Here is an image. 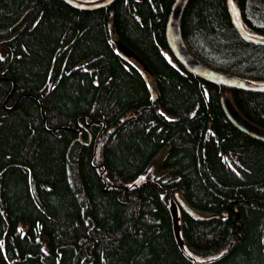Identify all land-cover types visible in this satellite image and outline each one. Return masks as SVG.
I'll list each match as a JSON object with an SVG mask.
<instances>
[{
    "label": "trees",
    "instance_id": "obj_1",
    "mask_svg": "<svg viewBox=\"0 0 264 264\" xmlns=\"http://www.w3.org/2000/svg\"><path fill=\"white\" fill-rule=\"evenodd\" d=\"M173 1L0 0V264H264V141L220 103L264 128V91L188 72ZM231 3L264 37V0ZM179 31L203 63L264 82V45L227 0H187Z\"/></svg>",
    "mask_w": 264,
    "mask_h": 264
},
{
    "label": "water",
    "instance_id": "obj_2",
    "mask_svg": "<svg viewBox=\"0 0 264 264\" xmlns=\"http://www.w3.org/2000/svg\"><path fill=\"white\" fill-rule=\"evenodd\" d=\"M64 2L68 3L69 5L79 8V9H95L102 7L104 5L109 4L113 0H63ZM187 0H174L166 23V40L169 46V50L171 51L174 58L190 73L195 74L196 76L210 81L215 84H221L223 86L235 89H242L247 91H254V92H262L264 91V82H254L252 80L242 78L239 76H235L220 70H217L209 65L203 63L198 58H196L186 47L184 44L180 31H179V21L181 17L182 10L186 4ZM229 12L232 18V22L238 32L240 33L241 37L247 41L263 44L264 45V37L257 36L253 34H249L246 32L242 26L240 25L239 21L237 20L236 13L232 8L231 0H227ZM115 44L117 49L119 50L120 54L126 57H133L140 65L141 71H143V75L145 79H147L146 75L144 74L146 70L149 74L151 71L147 67V65L143 62V60L138 56L136 52L132 49L124 45L120 40L115 39ZM152 93L153 89L151 86L149 87ZM220 103L222 106L223 111L225 112L227 118L242 132L251 135L255 138L264 141V129L256 126L255 124L248 121L236 108L233 99L231 98L230 94L225 93L220 97ZM178 202L182 205L187 213L192 215L198 219H208L213 217L215 214H199L196 212L190 205H188L183 199L178 198ZM170 212L172 216V224L175 235L179 236L178 230V223H177V213L176 207L174 202H171L170 205Z\"/></svg>",
    "mask_w": 264,
    "mask_h": 264
},
{
    "label": "bare ground",
    "instance_id": "obj_3",
    "mask_svg": "<svg viewBox=\"0 0 264 264\" xmlns=\"http://www.w3.org/2000/svg\"><path fill=\"white\" fill-rule=\"evenodd\" d=\"M252 123V122H251ZM257 126V125H256ZM258 127H260V126H258ZM260 128H262V127H260ZM262 129H264V128H262ZM251 136V135H250ZM253 137V136H252ZM255 138V137H254ZM258 139V138H257ZM195 210V209H194ZM196 211V210H195ZM197 212V211H196ZM189 214V213H188ZM200 214V213H199ZM192 216V215H191Z\"/></svg>",
    "mask_w": 264,
    "mask_h": 264
},
{
    "label": "rangeland",
    "instance_id": "obj_4",
    "mask_svg": "<svg viewBox=\"0 0 264 264\" xmlns=\"http://www.w3.org/2000/svg\"><path fill=\"white\" fill-rule=\"evenodd\" d=\"M162 152H163V150H160V152H159V154H158V155L160 156V154H161ZM158 155H157V157H158ZM157 157H156V158H157ZM158 158H159V157H158Z\"/></svg>",
    "mask_w": 264,
    "mask_h": 264
},
{
    "label": "snow or ice",
    "instance_id": "obj_5",
    "mask_svg": "<svg viewBox=\"0 0 264 264\" xmlns=\"http://www.w3.org/2000/svg\"><path fill=\"white\" fill-rule=\"evenodd\" d=\"M237 15H239V14L237 13Z\"/></svg>",
    "mask_w": 264,
    "mask_h": 264
}]
</instances>
